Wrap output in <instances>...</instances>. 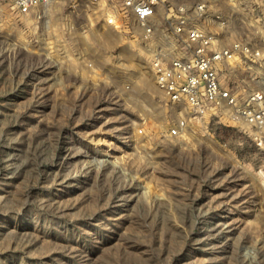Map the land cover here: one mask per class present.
Returning <instances> with one entry per match:
<instances>
[{
  "label": "rangeland",
  "instance_id": "rangeland-1",
  "mask_svg": "<svg viewBox=\"0 0 264 264\" xmlns=\"http://www.w3.org/2000/svg\"><path fill=\"white\" fill-rule=\"evenodd\" d=\"M19 2L0 0V264H264V132L207 117L170 139L185 110L151 69L187 3L250 48L222 83L264 93V0H166L148 38L86 0Z\"/></svg>",
  "mask_w": 264,
  "mask_h": 264
},
{
  "label": "built area",
  "instance_id": "built-area-1",
  "mask_svg": "<svg viewBox=\"0 0 264 264\" xmlns=\"http://www.w3.org/2000/svg\"><path fill=\"white\" fill-rule=\"evenodd\" d=\"M50 0H20L24 14L35 12L42 18L41 5ZM89 8L98 12L108 27L121 31L126 18L134 20L137 29L146 38L157 29V15L166 0H86ZM196 12L202 16L206 4L197 5ZM175 17L174 31L177 35L176 50L180 54L166 59L162 50L151 62L158 88L166 100L176 109H184L181 116L169 128L167 136L179 138L185 134L192 119H213L236 122L257 137L264 132V93L257 91L240 93L222 83L220 66L226 62L241 61L250 53L248 45L233 42L227 47L220 43L215 33L207 31L192 21L187 3L169 9ZM180 46H177L179 45ZM143 130L140 129V134Z\"/></svg>",
  "mask_w": 264,
  "mask_h": 264
}]
</instances>
